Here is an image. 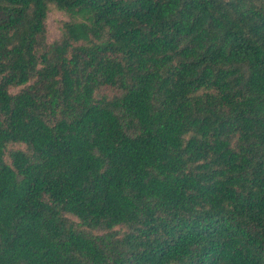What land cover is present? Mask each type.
<instances>
[{
  "label": "trees",
  "instance_id": "1",
  "mask_svg": "<svg viewBox=\"0 0 264 264\" xmlns=\"http://www.w3.org/2000/svg\"><path fill=\"white\" fill-rule=\"evenodd\" d=\"M0 264H264V0H0Z\"/></svg>",
  "mask_w": 264,
  "mask_h": 264
},
{
  "label": "rangeland",
  "instance_id": "2",
  "mask_svg": "<svg viewBox=\"0 0 264 264\" xmlns=\"http://www.w3.org/2000/svg\"><path fill=\"white\" fill-rule=\"evenodd\" d=\"M65 20V17L59 13H51L48 18V38L49 41H53L59 38L60 30L59 26L61 21Z\"/></svg>",
  "mask_w": 264,
  "mask_h": 264
}]
</instances>
